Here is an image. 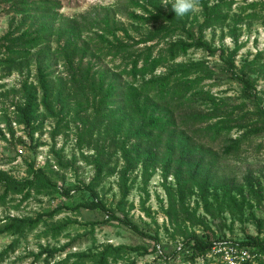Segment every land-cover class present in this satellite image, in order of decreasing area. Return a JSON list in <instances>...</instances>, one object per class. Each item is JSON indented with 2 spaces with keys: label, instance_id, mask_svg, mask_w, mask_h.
<instances>
[{
  "label": "rangeland",
  "instance_id": "374dc122",
  "mask_svg": "<svg viewBox=\"0 0 264 264\" xmlns=\"http://www.w3.org/2000/svg\"><path fill=\"white\" fill-rule=\"evenodd\" d=\"M60 1L62 15L79 17V21L85 26L83 32L85 39H93L92 37L95 36L96 28L90 29L89 26L92 17H102L104 13L109 12L118 20L130 24L126 16L129 10L128 0ZM232 1L233 5L228 10L229 16L226 22L208 29L206 37L213 45L224 49L225 56L237 49L235 71L246 72L251 77L256 88V99L253 90L250 89V93L231 75L219 54L211 55L204 49L193 48L186 55L180 56L177 61L201 60L210 66L211 78L204 80L198 88L202 93L197 96L195 106L176 107L178 105L176 102L170 114L176 119L177 136L190 140L193 147L192 163L196 161L202 163L199 171L194 166L185 164L184 176L188 177L187 167L191 166L199 179L208 177L211 186L226 187L234 191L233 193L243 188L246 193L244 214L240 216L238 213L232 215L228 211H220L211 216L206 213L202 204L197 203L196 193L186 199L187 207L190 213L194 214L195 211L197 216L204 217L208 227L184 221L182 217L179 218L180 225L172 224L163 212L164 207L168 206L162 175V161L166 154L168 132L163 134L159 146L157 141L149 145L142 144L132 135L128 141L129 147L138 145L139 147L133 152L136 166L127 173V184L131 188L125 198L124 212L145 232L159 234L162 252L156 251L147 255L132 253L125 256L118 264H129L132 259L136 264H218L214 259L197 258L195 261L188 259L191 249L185 244V240L192 231L202 236L212 234L214 239L241 241L246 239L247 234L257 235L255 221L251 218L252 213L264 220V118L259 112V108L264 109V0ZM253 3H257L256 7L250 8ZM8 6L0 5V35L6 33L13 17V13L7 11ZM200 11V7L197 6L195 12L199 20L202 19ZM20 17V15L15 16V23ZM91 43L93 46L94 41ZM54 48L55 44H53ZM49 55L45 59V64L50 66L51 78L55 84L51 103L58 112L57 115H60L51 116L40 104L33 121L35 125L40 126L39 131L31 134L30 128L22 122L21 114L19 116L16 108L25 101L21 92L23 80L28 79L29 83L38 86L37 54L33 55L22 72L14 71L0 81L3 83V87L0 88V169L22 178L28 176V163L32 161L38 167H46L58 181V188L48 189L44 194L32 193L28 199L22 201L21 196L16 195L7 200L6 204H0V226L7 221L8 216H35L58 205H65L66 209L54 219L41 222L34 229L26 230L24 233L0 234V264H66L62 261L67 253L97 249L108 243L143 244L152 249L153 239L137 234L116 222L99 223L92 229L90 225L92 221L109 219V216L100 209L92 210L85 207L73 209L78 203L95 199L83 185L92 182L97 170L92 160L100 151H105L103 157L107 166L104 176L95 183L98 199L107 207L118 209L123 197L121 174L126 161L121 156L115 141L123 137L128 128L134 129L135 125L130 118L125 97H115L103 108L102 111L107 115L98 122L93 134L81 148L79 136L84 130L81 118L89 117V122L94 119L93 101L87 100V92H81L71 82L70 74L60 54L53 50ZM88 59H85V63ZM92 61L96 64L94 70H109V79L117 77L118 85L131 83V78L126 73H119L121 70L117 67L120 63L119 58L109 56L101 57L100 60L92 58ZM164 70L165 68H159L157 73ZM111 71L117 72L113 75ZM95 78L97 79L98 75ZM41 93L38 87L39 102ZM208 94L212 95L219 104L221 109L219 113L223 117L229 111L228 113L234 118L217 139L202 131L193 134V129H201L207 125L206 123L192 124L191 121L186 123L189 114L206 113L210 110L212 103L206 101ZM59 118H61L60 130H56ZM218 119L214 118L210 123ZM119 121L123 124L121 128L118 127L119 132H117L116 125H119ZM238 140H240L238 149H228ZM146 147L158 154L156 173L146 186L150 194L148 199L143 189L142 175V157L146 153ZM179 157L180 152L177 147L175 154L173 153L172 172L177 167L175 160ZM59 159L63 165L59 163ZM167 181L173 186L177 185L173 174L169 175ZM250 184L254 185V191L251 193H249ZM64 189L71 190L70 197L66 198L61 193ZM2 192L0 185V194ZM144 203L149 208L150 214L143 210ZM121 212L124 213L120 211L119 214L123 215ZM66 222L67 226L59 235L44 233L52 225ZM260 236L264 237V234L261 232ZM11 243L13 247L7 254L1 256L2 251ZM66 243H69L66 252L49 263H45L46 254L39 258L35 257L43 247L61 246ZM253 264H264V257Z\"/></svg>",
  "mask_w": 264,
  "mask_h": 264
},
{
  "label": "trees",
  "instance_id": "16d2710c",
  "mask_svg": "<svg viewBox=\"0 0 264 264\" xmlns=\"http://www.w3.org/2000/svg\"><path fill=\"white\" fill-rule=\"evenodd\" d=\"M173 0H168L167 6L164 0H128L129 10L126 12L130 24L118 20L109 12L102 17H92L89 20L90 29L96 28L93 39H85L83 32L85 26L79 21V17H65L60 12L62 3L60 0H0V5H9L8 13H13L6 33L0 35V81L10 76L12 72H22L25 65L32 60L33 55L37 54L36 70L38 86L29 83L24 79L21 85V92L25 98L22 105L16 106L22 122L30 128V133L39 131L41 128L33 123L39 105L42 104L51 116H59L52 106L54 95V80L51 78L50 66L45 64V59L51 52L59 53L66 69L70 74L71 82L81 92H87V100L92 99L95 107L94 119L89 122V117H83L84 130L79 136V146L83 148L86 140L93 134L98 122L107 113L102 111L105 106L115 97H125L130 111V118L134 121V129L128 128L126 134L115 141L119 146L121 156L126 161V166L122 169L121 179L123 187V197L119 202V207L109 208L100 199L96 191V182L104 176L107 163L104 161L103 153L100 151L92 160L96 166V174L87 185L95 199L89 202L78 203L73 209L85 207L87 209H100L109 216V219L102 221H92V229L96 224L116 222L124 225L133 232L150 237L154 241V246L150 249L143 244H112L102 245L97 249H88L77 252H69L62 263L66 264H118L132 253L147 255L158 251L157 245L161 243L158 233L151 234L140 228L127 213L124 212L125 198L130 190L127 184L128 171L136 166L133 152L138 146L128 145V141L134 136L142 144L149 145L157 141L158 146L162 141V136L168 132L166 140V154L162 161V175L164 178L163 186L168 196V206L164 207L163 212L168 216L172 224L180 225V217L184 221H191L201 225H207L204 217L197 216L196 212L190 213L186 199L197 193L198 204H202L206 213L214 216L216 212L228 211L240 216L244 214L246 207V193L243 188L234 191L226 187L211 186L208 177H200L195 173L200 170L201 162L192 163L193 147L189 139H182L177 136L176 119L170 114L174 104L178 106L193 107L197 102V96L202 93L198 88L202 82L211 78L210 66L201 60L177 61L186 55L190 49H204L209 54H219L225 62L227 69L234 78L237 79L245 88L253 90L256 99V88L254 81L246 73H237L235 58L237 49L225 56V50L213 45L206 37V31L210 28L223 25L232 8V0H199L200 15L195 10L177 16L172 8ZM257 3L250 5L255 8ZM20 15V20L15 23V16ZM92 41L94 45L92 46ZM53 44L55 48L53 49ZM36 50V51H35ZM119 58L120 63L117 67L121 68L119 73H126L131 78V83L118 85L117 77L109 79V70L95 69V62L92 58L100 60L101 57ZM89 58L87 63L85 59ZM159 68L164 71L157 73ZM113 75L117 71H111ZM98 75L96 79L95 76ZM112 75V76H113ZM3 83H0V88ZM38 87L41 90L40 102ZM20 90V89H19ZM59 94V93H58ZM88 94H91L89 96ZM205 100V99H203ZM208 100V101H207ZM207 102L212 106L206 113H191L188 115L186 123L192 124L206 123L201 129H193L195 132H204L217 139L227 128V124L234 119L232 114L223 117L220 114L219 104L212 95L208 94ZM205 101V102H206ZM89 102V101H88ZM260 115L264 118V109L259 108ZM214 118L217 121L210 123ZM130 119V121H131ZM56 130H60L61 118L58 119ZM123 122L119 121L116 125L121 128ZM131 130V131H130ZM179 140V142H178ZM240 140L235 141L228 149H238ZM178 142V145H177ZM179 149L180 157L175 160L177 167L171 171L173 163V153ZM60 164L61 160H58ZM158 154L153 149L146 147V153L142 157V175L144 177V191L148 199L150 194L147 184L156 173ZM67 164V163H66ZM187 167L188 177L184 176V165ZM68 165V164H67ZM28 176L17 178L7 171L0 169V185L3 192L0 194V204H6L7 200L16 195L21 196V201L28 199L32 193L44 194L48 189H57L58 181L49 173L46 167H38L35 162L28 163ZM173 174L176 179V186L168 183L167 179ZM254 191V185L250 184L249 193ZM61 193L67 198L71 196L70 189H64ZM239 195V196H238ZM66 209L65 205H58L55 208L40 212L35 216H8L7 221L0 226V234L24 233L37 227L41 222L54 219L58 214ZM123 211V215L119 212ZM143 210L150 214L149 208L143 205ZM183 215V216H182ZM257 227V235L247 234L241 244L248 245L253 251L264 253V237L260 236L263 231L264 220L257 218L253 213ZM67 222L59 225H52L44 233L57 236L67 226ZM212 234L205 236L192 231L185 244L191 249L190 261H195L199 256L204 255L209 250L214 241ZM69 243L61 246L43 247L36 258L45 256V263H49L58 255L66 252ZM13 247L9 244L1 253L4 256ZM73 258V261L71 259ZM129 264H136L132 259Z\"/></svg>",
  "mask_w": 264,
  "mask_h": 264
},
{
  "label": "built area",
  "instance_id": "2783aa9c",
  "mask_svg": "<svg viewBox=\"0 0 264 264\" xmlns=\"http://www.w3.org/2000/svg\"><path fill=\"white\" fill-rule=\"evenodd\" d=\"M264 234V230L262 231ZM159 252H162L161 245H157ZM264 253L253 251L248 245L240 241L230 239H215L206 254L199 256V259H214L218 264H253Z\"/></svg>",
  "mask_w": 264,
  "mask_h": 264
},
{
  "label": "clouds",
  "instance_id": "9594fccd",
  "mask_svg": "<svg viewBox=\"0 0 264 264\" xmlns=\"http://www.w3.org/2000/svg\"><path fill=\"white\" fill-rule=\"evenodd\" d=\"M167 4L168 0H164V5ZM198 4L199 0H173L172 8L177 16H183L194 11Z\"/></svg>",
  "mask_w": 264,
  "mask_h": 264
}]
</instances>
